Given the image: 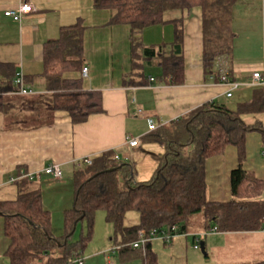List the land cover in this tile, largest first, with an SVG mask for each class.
Listing matches in <instances>:
<instances>
[{"label": "crops", "instance_id": "obj_1", "mask_svg": "<svg viewBox=\"0 0 264 264\" xmlns=\"http://www.w3.org/2000/svg\"><path fill=\"white\" fill-rule=\"evenodd\" d=\"M30 1L34 10L16 21L5 12L19 8L21 0H0V92L17 73L22 74L26 86L36 92L34 96L49 94L43 76L45 43L57 39L62 27L82 20L84 66L89 69L85 78L80 73L82 85L85 90L102 94L103 111L77 124L66 111L54 112L53 120L47 124L30 117L27 111L21 116H27L26 122L16 125L12 123L13 116L0 112V202L17 200L19 187L12 178H19L22 172L33 174L30 186L42 189L44 207L51 212L53 229L59 233V220L73 205L65 187L79 168L78 162L112 151L118 160L134 165L137 182H147L165 153L163 145L146 140L151 132L149 119L157 127L166 125L212 102L235 110L239 103L250 100L257 88L249 82L252 74L264 65V0H239L233 7L232 52L219 57L210 74L204 68V34L199 7L165 12L164 23L144 29L140 37L142 46L134 58L130 26L112 24V12L95 9L93 0ZM177 19H183L184 25V83L170 85L163 78L160 60L162 53L167 56L171 53L175 39L173 21ZM146 50H153L154 54L146 55ZM135 62L140 67L135 66ZM142 75L146 81L142 82ZM224 77L241 84L230 98L226 96ZM4 95L28 97L14 92ZM241 117L248 125L264 122V113H246ZM129 138H138L140 146L132 147ZM263 151V134L248 133L244 168L264 181ZM52 164L61 166L60 178L43 172ZM237 166L238 150L232 145L207 159L210 201L228 202L232 198L231 172ZM54 186L62 192L55 194L60 196V204L55 209L50 207L47 196ZM72 189L74 200V187ZM201 217L199 222H189L187 232L175 235L169 244L160 239L152 241L159 264L264 263V226L255 231L223 232L213 230L215 226ZM138 221L137 215L132 216L127 225ZM4 222L5 217L0 214V264H10L5 256L9 239L4 232ZM106 232L108 239L89 247L82 255L85 264H142L139 258L121 260L122 253L114 244L111 224ZM201 242L205 252L195 247Z\"/></svg>", "mask_w": 264, "mask_h": 264}, {"label": "trees", "instance_id": "obj_2", "mask_svg": "<svg viewBox=\"0 0 264 264\" xmlns=\"http://www.w3.org/2000/svg\"><path fill=\"white\" fill-rule=\"evenodd\" d=\"M239 0H93L95 9L112 12V24L130 26L134 58L145 28L164 23L169 10L202 11L204 68L214 72L216 60L230 55L234 33L233 7ZM175 39L169 56L161 55L163 78L167 84L184 83L183 19L173 21ZM84 32L82 20L62 27L57 39L44 46L45 96L26 95L11 98L17 73L1 87L0 112L14 117L13 125L24 124L25 112L41 124L50 123L56 111H66L73 123L85 122L90 115L103 111L102 94L85 90L80 73L84 67ZM154 54L146 50L145 54ZM135 66L138 63L135 62ZM142 82L146 81L142 75ZM19 96V95H18ZM246 113H264V88L257 87L253 97L231 110L216 102L206 103L188 114L160 125L146 140L165 147L160 165L147 182L135 180V167L118 160L112 151L103 153L89 166L73 174L74 200L64 212V233L52 231V215L43 204L41 188H31L28 177L17 179L19 196L15 201L0 202L5 217L4 232L9 239L5 256L10 264H68L73 255L82 256L94 234L96 213L104 211L113 227V240L122 253L121 260L139 258L142 264H159L152 242L133 248L144 230L186 233L190 218L202 215L219 231H255L264 226V181L244 168L246 138L258 131L264 136V122L248 125ZM238 150V166L231 172L232 198L214 202L207 197V159L224 152L227 146ZM129 212L139 218L127 225ZM88 223L89 232L80 240L73 235L80 222ZM176 227V230L173 228ZM264 264V263H258Z\"/></svg>", "mask_w": 264, "mask_h": 264}, {"label": "built area", "instance_id": "obj_3", "mask_svg": "<svg viewBox=\"0 0 264 264\" xmlns=\"http://www.w3.org/2000/svg\"><path fill=\"white\" fill-rule=\"evenodd\" d=\"M33 6L31 4L30 0H21V4L19 8L17 9H10L5 12V15L12 17L16 21H21L23 18V15L29 12H32ZM88 67L84 66L82 71H81V77L85 78L88 75ZM151 80H154L151 78ZM222 82L226 85L227 87V92L226 96L228 98L233 96V92L240 87V83L234 80H230L227 77H224L222 79ZM14 85L16 86V91L14 94L17 95H35L36 92L33 89H30L26 86V82L24 79V76L22 74H17V77L14 79ZM250 86L253 87H262L264 88V65L260 70L255 71L252 76H251V81L249 82ZM149 127L151 130H154L157 126L154 123L152 119H149ZM129 144L132 147H138L140 146V140L138 138H129ZM264 155V151H263ZM93 158H86L83 161L78 162L79 167H84V166H89L93 163ZM43 172L48 175H52L56 178H60L62 176V169L59 164H52L47 166ZM22 177H28L31 180L34 178L33 174H27L25 172H22L19 178ZM19 178H12V181H16ZM173 230H176V227L173 228ZM213 230H217L216 227H214ZM140 238L139 240L135 241L132 243L133 248H143L147 243L152 242L153 240L160 239L166 244H169L175 234L173 233H168L165 230H157L154 229L152 230L149 234L146 233L144 230H141L139 232ZM196 248H199V244L197 243L195 245ZM68 264H85V260L83 256L80 255H73Z\"/></svg>", "mask_w": 264, "mask_h": 264}, {"label": "rangeland", "instance_id": "obj_4", "mask_svg": "<svg viewBox=\"0 0 264 264\" xmlns=\"http://www.w3.org/2000/svg\"><path fill=\"white\" fill-rule=\"evenodd\" d=\"M72 187H73V179L71 181H68V185H66V187H65V188L68 189V193L70 194L69 199H72L71 205L73 203V189H72ZM57 188H59V187L58 186H54L53 189L50 191V193L47 194L49 205H50V207H53V209L57 208V205L60 204V196L59 195H55V194L62 193V192H60ZM136 215L137 214L135 212H129L127 214L126 224L127 223L128 224L131 223L132 216H136ZM201 218H202L201 215H195V216L190 218L189 222H191V223L199 222V220H201ZM59 223H61L60 224L61 225L60 226L61 227V233H59V231L57 232V230H54L53 226H52V230H53L54 233H56V235H58V236L60 235L61 236L64 233V215L59 220ZM109 224L110 223H108L106 221V219H105L104 211L99 210L96 213V217H95L94 234H93V237H92L91 241L88 244L87 249L89 247L94 246L95 244H98L100 242H104L106 239H108V236L106 235V233H107L106 230H107ZM88 232H89L88 223L86 221L80 222L78 224L76 230H75L74 235H73V240H80L82 238V236H86L88 234Z\"/></svg>", "mask_w": 264, "mask_h": 264}, {"label": "water", "instance_id": "obj_5", "mask_svg": "<svg viewBox=\"0 0 264 264\" xmlns=\"http://www.w3.org/2000/svg\"><path fill=\"white\" fill-rule=\"evenodd\" d=\"M200 249H201L203 252H205V246H204V243H203V242H201V244H200Z\"/></svg>", "mask_w": 264, "mask_h": 264}]
</instances>
